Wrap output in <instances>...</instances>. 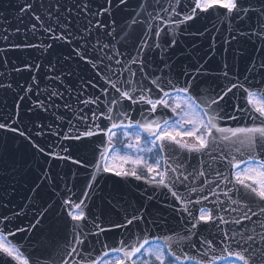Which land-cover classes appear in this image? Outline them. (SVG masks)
Masks as SVG:
<instances>
[{"label": "snow or ice", "instance_id": "snow-or-ice-1", "mask_svg": "<svg viewBox=\"0 0 264 264\" xmlns=\"http://www.w3.org/2000/svg\"><path fill=\"white\" fill-rule=\"evenodd\" d=\"M17 13L9 50L53 49L40 34L70 51L24 61V83L0 72V264H264V0H23ZM184 35L208 42L181 49ZM130 180L170 202L132 204ZM18 185L28 208L9 216Z\"/></svg>", "mask_w": 264, "mask_h": 264}, {"label": "water", "instance_id": "water-1", "mask_svg": "<svg viewBox=\"0 0 264 264\" xmlns=\"http://www.w3.org/2000/svg\"><path fill=\"white\" fill-rule=\"evenodd\" d=\"M23 0H0V47H4L6 49L5 52H0V61L7 60V64H3L0 66V72L5 73L9 79L12 77H15L18 79L21 83H24L25 79L28 77V73H16L14 69L16 67H23L24 61L31 60L33 63H41L42 65L46 60H51L53 63L57 62L58 60H62L65 55H67L70 51L69 47H65L61 45L59 42H53L51 39H49L45 35L37 34L36 37H33L35 42L40 43L43 41L44 43H52L54 45L53 49H49L46 53H43L38 50H30V51H13L9 50L7 48L6 43L3 40V36L5 33L3 32V29H9L10 31L14 30L15 27L19 26L23 29L24 24L20 22L18 19V13H17V6L19 3H22ZM119 19V18H118ZM24 22L28 23L27 17L24 18ZM206 23L205 21H200L197 23L196 27H200L202 24ZM223 27V26H221ZM210 28V25H209ZM117 31L119 32V28H117ZM211 34L215 35L216 33L214 31L211 32ZM123 36V33L120 34ZM14 39V38H13ZM120 39V37H118ZM193 39H198V43L201 47L208 42V36L206 35L204 38L199 39L192 36L184 35L180 38L179 41V47L181 49H186L191 45V42ZM121 44L124 43L123 40L120 41ZM131 41H129L127 44H125V47H130ZM117 47H120V44H117ZM33 57H39L38 60L33 59ZM46 71V69H45ZM34 75L41 76V82H40V88L43 89L45 87L46 80L43 78V73H33ZM31 103V102H30ZM54 119V118H53ZM46 124L51 123V121H46ZM52 131H55V126L52 127ZM66 130V129H65ZM58 138L52 137L49 143L56 145ZM67 143V142H65ZM49 152L52 151H60L59 146L50 147L47 149ZM64 166L61 165L60 169H57V171H63ZM77 170L76 166H71V171L75 172ZM68 185L69 187L72 186L75 181L69 176L68 178ZM135 181V180H134ZM123 186L119 189L122 193L125 194V198L131 202L132 204L139 206L140 204L144 203L147 204L149 201L147 200V197L149 195L154 194V199L151 201V203L156 204L157 207H162L163 203H167L170 201H165L162 191L161 190H147L142 188L143 185H145L143 182H137L135 181H128V182H122ZM148 186V185H147ZM105 192L113 191V185L111 183H108L106 185H102ZM18 190L12 194V200L13 202L9 205V209L13 211H20L21 209L18 206H23L24 210L27 211L29 202L25 200V197L29 195L27 192V185H18ZM61 188H64V182L61 181ZM73 191L76 193L75 196H72L73 199H76V196L80 195V189L74 188ZM166 192V190H163ZM55 195V193H53ZM66 196L72 195V193H64ZM159 201V203H157ZM97 204L100 203L99 200L96 201ZM6 209V211H10ZM4 211V210H2ZM131 211V208L129 209ZM33 213L30 212V216H32ZM115 217H113L114 219ZM25 219V217L21 216V220ZM172 226L175 227V221H172ZM59 234V233H58ZM62 235V234H59ZM55 255V253H54ZM50 264V263H49Z\"/></svg>", "mask_w": 264, "mask_h": 264}]
</instances>
